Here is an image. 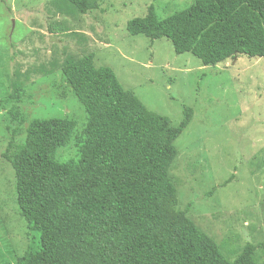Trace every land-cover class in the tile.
Wrapping results in <instances>:
<instances>
[{
    "label": "rangeland",
    "instance_id": "obj_1",
    "mask_svg": "<svg viewBox=\"0 0 264 264\" xmlns=\"http://www.w3.org/2000/svg\"><path fill=\"white\" fill-rule=\"evenodd\" d=\"M194 1L99 0V10L82 15L65 0H0V264H14L39 238L17 213L5 155L23 142L33 119L57 118L76 125L56 159L78 158L86 115L60 69L67 56L91 52L96 67L111 68L124 88L173 126L185 108L192 110L169 170L177 209L187 208L230 262L246 244L264 243V58L241 55L203 66L190 53L175 54L165 38L151 42L126 32L127 22L145 16L150 5L161 20ZM60 25L77 52L52 51L46 29ZM19 87L20 102L9 99ZM254 258L264 264V246Z\"/></svg>",
    "mask_w": 264,
    "mask_h": 264
},
{
    "label": "trees",
    "instance_id": "obj_2",
    "mask_svg": "<svg viewBox=\"0 0 264 264\" xmlns=\"http://www.w3.org/2000/svg\"><path fill=\"white\" fill-rule=\"evenodd\" d=\"M65 1L82 15L100 9L99 0ZM46 32L48 43H58L52 35L61 29ZM126 32L151 42L165 38L175 54L190 53L203 66L241 55L264 58V0H195L161 20L150 5ZM94 58L83 54L60 69L86 115L78 158L56 159L76 125L57 118L33 119L23 142L5 155L17 213L39 236L14 264H256L254 252L264 243L246 244L230 262L188 209H177L169 170L192 110L185 108L173 126ZM23 91L8 97L20 102Z\"/></svg>",
    "mask_w": 264,
    "mask_h": 264
},
{
    "label": "crops",
    "instance_id": "obj_3",
    "mask_svg": "<svg viewBox=\"0 0 264 264\" xmlns=\"http://www.w3.org/2000/svg\"><path fill=\"white\" fill-rule=\"evenodd\" d=\"M55 28L61 29V33H55L52 36L56 41L60 42V43H53V45H51L52 51H54V54L56 53L57 49L60 47L65 48L66 50H69L72 48L73 50H75L77 52L75 46H73L75 44L72 43V41L66 39V36H67V33L69 32V30L66 29L65 27H62L61 25L59 27H55ZM77 31H79V30H77ZM75 32H76V30H75ZM79 32H81V34L84 35L86 37V39L90 42V37L86 32H82V31H79ZM78 53H81V52H78ZM80 56H81L80 54H76L73 56L72 55L67 56L68 58L66 57L65 60L70 59V61H74V60H77L78 58H80Z\"/></svg>",
    "mask_w": 264,
    "mask_h": 264
}]
</instances>
